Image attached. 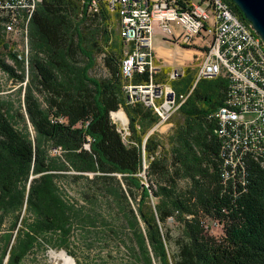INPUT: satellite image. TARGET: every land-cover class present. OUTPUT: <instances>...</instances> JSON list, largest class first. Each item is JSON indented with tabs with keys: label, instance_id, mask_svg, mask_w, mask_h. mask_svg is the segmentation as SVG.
Returning a JSON list of instances; mask_svg holds the SVG:
<instances>
[{
	"label": "trees",
	"instance_id": "1",
	"mask_svg": "<svg viewBox=\"0 0 264 264\" xmlns=\"http://www.w3.org/2000/svg\"><path fill=\"white\" fill-rule=\"evenodd\" d=\"M2 22L0 68L15 83L27 82L12 114L0 99V219H11L0 264H22L42 244L74 258V232L94 223L64 195L61 179L86 180L116 210L141 264H264V154L248 153L223 177L214 113L228 84L221 76L196 81L203 49L193 51L182 75H151L187 96L161 135L153 112L128 102L124 87L146 84L150 74L123 77L117 17L104 3L40 0L26 26L27 71ZM120 111L125 132L111 119ZM169 219L176 235L165 226ZM206 220L222 229L220 239L206 234Z\"/></svg>",
	"mask_w": 264,
	"mask_h": 264
},
{
	"label": "built area",
	"instance_id": "2",
	"mask_svg": "<svg viewBox=\"0 0 264 264\" xmlns=\"http://www.w3.org/2000/svg\"><path fill=\"white\" fill-rule=\"evenodd\" d=\"M103 1L117 17L123 43V77L130 80L135 72L146 70L150 74L148 83L128 84L124 91L129 103H140L153 112L158 119L155 129L167 125L187 97L175 94L168 84L154 82L151 76L159 71L152 41L157 30L162 40L172 46L204 50L197 65L196 81L218 76L227 80L225 104L214 113L222 141L223 177L228 179L236 172L246 151L264 149V62L255 60V50L264 48V41L254 29L245 33L234 14L216 0ZM39 2L0 0L2 32L15 47L26 71V26ZM1 74L10 78L7 73ZM177 76L179 72L173 70L167 77ZM26 82L27 77L16 84L25 87ZM233 116L246 119V130L232 127ZM254 119H261V126H254Z\"/></svg>",
	"mask_w": 264,
	"mask_h": 264
},
{
	"label": "rangeland",
	"instance_id": "3",
	"mask_svg": "<svg viewBox=\"0 0 264 264\" xmlns=\"http://www.w3.org/2000/svg\"><path fill=\"white\" fill-rule=\"evenodd\" d=\"M172 58L167 54L160 53L161 60L157 59L158 64H164L165 67L180 72L185 63V57L180 56V50L171 48ZM168 61V62H167ZM8 63L13 65L11 60ZM26 70V66L22 65ZM170 71V72H171ZM1 73H5L1 70ZM0 73V99L10 104L12 114L21 104L23 100L22 89L10 78ZM95 74H102L100 67H97ZM121 112V111H120ZM119 114V113H118ZM117 114L116 117H119ZM111 119L116 121L120 130H126L128 122H125L127 117ZM122 119V120H121ZM128 121V119H127ZM169 126L156 128V131L165 135L171 129ZM56 155V153H52ZM61 190L64 195L71 201L76 202L83 214L88 215L93 221V225L79 226L74 232V238L71 240L69 250L74 255V258L69 256L63 249L52 246L40 245L37 246L30 255H28L22 264H62L63 262L54 258V253L64 252L67 257L73 260V264H141L135 254L136 248L131 240L132 233L129 231L121 216L116 210L108 205V202L99 198L93 190L90 189L89 183L86 180L72 181L71 179H61ZM88 192V193H87ZM87 193L88 198L83 196ZM11 224L9 217L0 219V248L4 244L5 235ZM206 234L215 239H220L223 236V231L215 223L210 220L205 221ZM140 226H143L140 224ZM173 235L177 234V227L172 219H169L165 225ZM4 235V236H3ZM172 249L173 246H168Z\"/></svg>",
	"mask_w": 264,
	"mask_h": 264
},
{
	"label": "bare ground",
	"instance_id": "4",
	"mask_svg": "<svg viewBox=\"0 0 264 264\" xmlns=\"http://www.w3.org/2000/svg\"><path fill=\"white\" fill-rule=\"evenodd\" d=\"M216 1H221V3L225 6V8L229 9L231 14H234L235 21H239V24H241L245 33H252L253 28L248 26V24H245L243 21H241L239 17L233 12L232 8L229 6V4L225 0H216ZM99 2H102V4L104 3L103 0H94V5H97ZM255 60L259 62H264V48H256ZM121 71H122V66H121ZM118 113L114 114L113 117L114 118L120 117L125 120L123 113L122 112H118ZM117 114L119 117H116ZM254 126H261V119H254ZM232 127L238 128V130H246V119L241 116H233ZM248 153L256 157L257 156L259 157L260 155L264 154V149L248 150L246 151V156ZM53 255H54V258L62 261L63 262L62 264H73L72 263L73 260L67 257V255L64 252H60L58 254L54 253Z\"/></svg>",
	"mask_w": 264,
	"mask_h": 264
},
{
	"label": "water",
	"instance_id": "5",
	"mask_svg": "<svg viewBox=\"0 0 264 264\" xmlns=\"http://www.w3.org/2000/svg\"><path fill=\"white\" fill-rule=\"evenodd\" d=\"M264 41V0H231ZM127 121V119H126Z\"/></svg>",
	"mask_w": 264,
	"mask_h": 264
},
{
	"label": "crops",
	"instance_id": "6",
	"mask_svg": "<svg viewBox=\"0 0 264 264\" xmlns=\"http://www.w3.org/2000/svg\"><path fill=\"white\" fill-rule=\"evenodd\" d=\"M152 41H153V49H154L155 58H157L159 60H161L160 57H158V55L160 56V53L167 54L171 59L172 58L171 57L172 56L171 48L180 50V56L185 57V60H184L185 63H184L183 69L185 67H187L191 63V61L193 60L194 52L192 49L186 48V47H180V46H172L171 44L164 42L162 40L161 35L159 34V32L157 30L154 33ZM157 59H156V63H157ZM158 67H159V71L157 73L162 74L163 71H165L163 77L166 78L169 75L171 70L168 69L167 67H165V65L163 63L158 64ZM183 69L179 72V75H182ZM167 125L169 126V124H167Z\"/></svg>",
	"mask_w": 264,
	"mask_h": 264
}]
</instances>
